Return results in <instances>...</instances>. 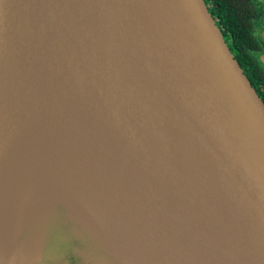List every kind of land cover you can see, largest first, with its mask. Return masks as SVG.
Listing matches in <instances>:
<instances>
[{
  "label": "water",
  "instance_id": "water-1",
  "mask_svg": "<svg viewBox=\"0 0 264 264\" xmlns=\"http://www.w3.org/2000/svg\"><path fill=\"white\" fill-rule=\"evenodd\" d=\"M65 130L178 264H264V102L204 0H0V193ZM58 179L43 221L77 197L116 262Z\"/></svg>",
  "mask_w": 264,
  "mask_h": 264
},
{
  "label": "bare ground",
  "instance_id": "bare-ground-1",
  "mask_svg": "<svg viewBox=\"0 0 264 264\" xmlns=\"http://www.w3.org/2000/svg\"><path fill=\"white\" fill-rule=\"evenodd\" d=\"M43 163L54 169L62 182L86 204L108 235L113 249L120 255L119 264H178L180 262L171 251L166 250L156 236L154 238L151 234L149 235L135 218L124 211L119 202L113 203L99 193L97 186L105 185L106 180L96 170L88 150L78 137L73 132L65 130L0 193V264H30L39 260V248L35 251L32 246L27 250V244H24L19 252L6 253L1 249V239L6 236L11 221L9 219L11 213L8 210L10 203L15 200L18 203L25 200L30 189L29 179ZM37 237L39 238V235ZM32 252H36L37 255L35 256ZM101 260L111 264V258L107 255H103Z\"/></svg>",
  "mask_w": 264,
  "mask_h": 264
},
{
  "label": "rangeland",
  "instance_id": "rangeland-1",
  "mask_svg": "<svg viewBox=\"0 0 264 264\" xmlns=\"http://www.w3.org/2000/svg\"><path fill=\"white\" fill-rule=\"evenodd\" d=\"M257 10H258V15L260 16V19L264 20V2L263 1L257 2ZM47 173L49 174L47 175ZM49 175H51L50 177L52 180V184L59 183L57 181L58 174L56 172L54 173L53 171H51L49 167H47L46 164L43 163L42 166L38 167L37 171L29 179L28 184L30 186V189L27 193V196L25 197V200L23 199L24 201L22 200L20 203H18L17 200L10 203V207L8 210L11 213L9 214V219H11V221L8 226L6 236H3L1 239L2 240L1 249L6 251V253H10L11 251L19 252L20 248L24 244H27V250L32 246L35 251L36 249L39 248L38 250L39 260L30 262V264H39L41 256H42V251H43L42 264H56V263L62 264L63 262H66V261H63V259L65 258V256L68 255V252L67 251L64 252L63 250H60V248H57L53 254V251H52L53 244L60 243L59 245L61 244L67 245L68 243L66 242V239H69L72 236V234L73 235L76 234L75 230L77 229L81 230L80 228H77V226L75 225L76 214L74 211V206L76 205V207L83 212L85 210L84 209L85 207L77 199V197L76 198L71 197L72 198L71 200H73L74 202L72 201L73 204L68 202L69 207L68 209H66V206H64L63 204H60L59 202L63 201L65 198L67 201H70V195H66L63 193L61 194L63 197H61L59 200H56L55 204H53V205H58L56 206V208H54V210H57L56 215H55L54 210L51 209V211H49L48 209V213H46L45 215V221H43L44 206L46 205V202L49 199L46 197L44 189L41 188V180L43 179L46 180L47 176L49 177ZM46 183L49 184V179L46 181ZM60 189L63 190L62 188ZM60 209H63L62 212H60ZM78 209H77V212L81 215L82 220L85 221L82 213ZM54 219L59 221V223H62L61 226L63 227L62 229L60 227L59 231H57L53 235V238L51 239L50 231L52 230L50 226L54 222L53 221ZM62 219L66 221V224L63 223ZM40 222H42V224H40ZM48 222H50L49 225L47 224ZM95 225H94L95 229L99 230L100 233L102 234L103 232H101L97 224ZM33 226L34 228H31ZM65 232L70 234L69 236L62 235L63 239L65 240H62L61 237H56L58 234L65 233ZM37 235H39V238L37 237ZM82 235L84 238L83 233ZM102 236L106 240L105 234H102ZM55 239L58 241V243ZM44 242L46 243L44 244ZM30 243H32V245ZM79 244L80 243H78V245ZM43 245H44V250L42 249ZM80 248L83 249L84 247L80 246ZM32 254H34L35 256L37 255L36 252L35 253L32 252ZM103 255H106V254L103 252H99L98 255L95 256V259H93L91 258L89 254H87V250H86V252L82 253L81 255L78 254L77 257L79 258L80 264H83V263L84 264H106L102 260H100V262H96L97 261L96 258H98L97 256L102 257ZM55 257H57L58 261L52 263L51 259ZM114 260H115L114 257L111 256V264H113L112 261ZM120 262H121V259H116V262L114 264H119Z\"/></svg>",
  "mask_w": 264,
  "mask_h": 264
},
{
  "label": "trees",
  "instance_id": "trees-1",
  "mask_svg": "<svg viewBox=\"0 0 264 264\" xmlns=\"http://www.w3.org/2000/svg\"><path fill=\"white\" fill-rule=\"evenodd\" d=\"M217 27L219 28L221 34L226 38L227 41L231 43L237 50L239 55L244 59L248 60L251 64V67L254 71V74L257 76L259 84L264 85V73L260 68L253 63L252 56L250 55L251 50L256 49V41L255 31L253 28V21L256 18L257 12L255 6L253 5L251 0H204ZM67 209V207H66ZM63 209H60L62 212ZM76 217H75V225L77 228L81 230H75L76 234L73 235V238H76L78 234V239L74 240V245L72 247L64 244L59 245L53 244V254L57 248L63 250L64 252L67 251L68 255L65 256L63 259L62 264H78V257L77 255H81L82 253L86 252L91 256V258L95 259V256L98 255L99 252H102V246L98 241L97 234L95 230L87 226L84 221L82 220L81 215L77 212L74 208ZM63 216V215H62ZM63 223L66 224V221L63 220ZM62 223L57 221L56 225L52 226L53 232L59 231ZM54 233V234H55ZM84 234V238L83 235ZM56 237H61L62 240L63 236L58 234ZM55 237V238H56ZM52 239V237H51ZM67 240V239H66ZM70 240V238H69ZM68 242V241H67ZM81 243L80 245H77ZM83 246L84 248H80ZM72 248V249H71ZM86 248V249H85ZM98 258L96 262H100L101 257L97 256ZM52 263L58 261L57 257L51 259ZM93 261V260H91ZM57 264V263H56ZM80 264V263H79Z\"/></svg>",
  "mask_w": 264,
  "mask_h": 264
},
{
  "label": "flooded vegetation",
  "instance_id": "flooded-vegetation-1",
  "mask_svg": "<svg viewBox=\"0 0 264 264\" xmlns=\"http://www.w3.org/2000/svg\"><path fill=\"white\" fill-rule=\"evenodd\" d=\"M253 5L255 6V9H256V12H257V15H256V18L254 19L253 21V28H254V31H255V37H256V41L258 42L256 44V49L255 50H251L249 53L250 55L252 56V60H253V63L256 64V66L258 68H260L262 70V72L264 73V64L261 62V57L263 56L264 54V43H263V35H264V20L263 19H260V16L258 15V10H257V2L258 1H263L264 0H251ZM224 37V36H223ZM224 40L225 42L227 43L231 53L233 54L234 58L236 59V61L238 62V64L240 65L241 69L243 70V72L245 73L247 79L249 80V82L251 83V85L253 86V88L255 89V91L258 93V95L260 96V98L263 100L264 102V85L262 84H259L260 82H258V79H257V74L255 75L254 74V71L251 67V64L248 60H244L238 53V50L233 46L231 45V43L229 41L226 40V38L224 37ZM42 183H46V182H43L41 181ZM49 183H52L51 179L49 180ZM46 186V185H45ZM42 187V185H41ZM47 189V188H46ZM48 188V193L50 191H52V189ZM55 195H57L55 193ZM57 199L53 196L52 197V200H50V205L51 203L53 204V202H55ZM60 204H63L65 203V200L59 202ZM65 206L67 207L68 209V203L65 204ZM54 208H56L55 205H51L47 208V210L49 209V211L54 210ZM55 212V215H56V212L57 210H54ZM53 213V211H52ZM53 215V214H52ZM57 221L54 220V222L52 223L51 226H54L56 225ZM84 223L88 225V222L85 220ZM50 234H53L54 235V232L53 231H50ZM53 235H51V237L53 238Z\"/></svg>",
  "mask_w": 264,
  "mask_h": 264
},
{
  "label": "crops",
  "instance_id": "crops-1",
  "mask_svg": "<svg viewBox=\"0 0 264 264\" xmlns=\"http://www.w3.org/2000/svg\"><path fill=\"white\" fill-rule=\"evenodd\" d=\"M94 225V224H93ZM90 228H92V226H89ZM50 228H51V230H52V228L54 229V227H52V226H50ZM95 228V227H94ZM55 233V232H54ZM51 235H53V234H50V237H51ZM61 235H65V236H69L70 234H68V233H61ZM99 236H100V234H99ZM101 237V236H100ZM73 239H78V234L76 235V238H73V234H72V236L70 237V240L69 239H67L66 240V242L68 243V246H70V247H72L73 245H74V240ZM81 244V243H80ZM79 244V245H80ZM78 245V244H77Z\"/></svg>",
  "mask_w": 264,
  "mask_h": 264
}]
</instances>
